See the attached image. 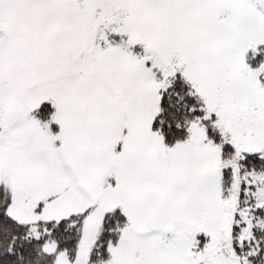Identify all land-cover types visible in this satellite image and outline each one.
<instances>
[{
  "label": "snow or ice",
  "instance_id": "snow-or-ice-1",
  "mask_svg": "<svg viewBox=\"0 0 264 264\" xmlns=\"http://www.w3.org/2000/svg\"><path fill=\"white\" fill-rule=\"evenodd\" d=\"M0 264H264V0H0Z\"/></svg>",
  "mask_w": 264,
  "mask_h": 264
}]
</instances>
